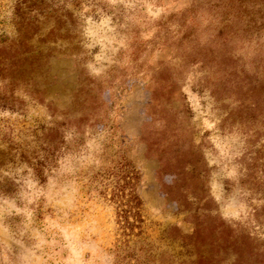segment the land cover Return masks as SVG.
<instances>
[{
	"label": "rangeland",
	"instance_id": "1",
	"mask_svg": "<svg viewBox=\"0 0 264 264\" xmlns=\"http://www.w3.org/2000/svg\"><path fill=\"white\" fill-rule=\"evenodd\" d=\"M242 254L264 264V0H0V264Z\"/></svg>",
	"mask_w": 264,
	"mask_h": 264
},
{
	"label": "trees",
	"instance_id": "2",
	"mask_svg": "<svg viewBox=\"0 0 264 264\" xmlns=\"http://www.w3.org/2000/svg\"><path fill=\"white\" fill-rule=\"evenodd\" d=\"M224 7V11H225V15L230 17V16H238L240 17L241 14L240 12H242V10L240 9H235V8H231L230 6L228 7ZM239 31V29H237ZM247 29H242V31H246ZM234 33H236V30H233ZM240 33V32H239ZM126 165H128V163H125ZM122 175L120 177H118V181H122V184H119L117 182V184L114 186V195H116L117 197H120V198H125V204H127L129 206V208H139L140 207V198L138 197V195L136 194L135 192V189H134V182L136 181V176L132 173L133 171L126 167L124 169H122ZM121 205H123V202H120ZM131 213V212H121V214L119 215L120 217L124 218V223H126L127 225H131V226H135V223H131L128 218H127V215ZM132 216L134 217V221L137 223L138 221L141 222V218H140V215H139V212L138 210L136 212H132ZM136 228H139L140 225L139 224H136L135 226ZM226 228V227H225ZM227 229V228H226ZM225 232V231H224ZM228 235V234H227ZM255 254H258L259 253H255ZM244 255L242 254V257ZM240 257H241V254H240ZM254 261L256 262V264H259L261 261H258V257H254ZM199 262L201 264H205L206 263V259L205 258H202L199 260ZM243 263L244 264H248L247 262V258H244L243 257Z\"/></svg>",
	"mask_w": 264,
	"mask_h": 264
}]
</instances>
